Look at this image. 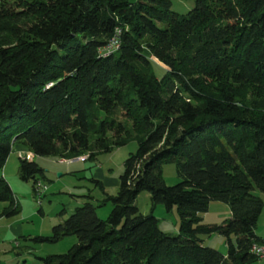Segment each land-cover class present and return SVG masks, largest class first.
<instances>
[{"label": "trees", "instance_id": "16d2710c", "mask_svg": "<svg viewBox=\"0 0 264 264\" xmlns=\"http://www.w3.org/2000/svg\"><path fill=\"white\" fill-rule=\"evenodd\" d=\"M0 0V172L18 144L34 157L94 161L137 136L105 219L85 201L50 236H75L43 264H252L264 205V0ZM120 30V47L100 51ZM108 55V56H107ZM157 73H160L158 76ZM181 182L166 186L162 166ZM18 178L45 180L34 161ZM173 206L177 234L135 201ZM259 192L260 194H256ZM2 214L19 210L0 177ZM211 201L229 206L202 223ZM227 238L226 253L201 235ZM234 235L235 240H231Z\"/></svg>", "mask_w": 264, "mask_h": 264}, {"label": "rangeland", "instance_id": "374dc122", "mask_svg": "<svg viewBox=\"0 0 264 264\" xmlns=\"http://www.w3.org/2000/svg\"><path fill=\"white\" fill-rule=\"evenodd\" d=\"M171 11L180 16L188 13L196 0H169ZM160 76V73H157ZM131 137L125 146L116 148L110 153H99L94 161L58 159L56 157H35L34 161L44 170L45 180L39 182L47 191L39 197L33 188L32 181L22 182L17 175V166L7 169L8 184L13 192L15 202L19 205L16 214H2L8 208L7 201H0V264H43L42 257L65 253L77 243L75 236H64L57 242L38 241L37 236H50L52 227L85 201L97 205V216L105 219L111 210V203L102 202L108 196H115L119 189V178L124 170V162L130 154L135 153L137 136L128 122ZM9 158V157H8ZM8 160V159H7ZM13 160V159H12ZM5 165L0 172V177ZM162 178L166 186L181 182L176 174L175 165L167 163L162 166ZM256 194H260L256 192ZM142 214L153 213L159 220V228L167 233L177 234L179 215L176 207L167 211L162 204L152 208L150 194L141 192L135 201ZM229 206L218 201H211L208 211L201 214L202 223H218L228 216ZM202 244L225 253L224 244L227 238L218 233L201 235ZM235 240L234 235H231ZM258 264V261L252 263Z\"/></svg>", "mask_w": 264, "mask_h": 264}, {"label": "crops", "instance_id": "0c3cea01", "mask_svg": "<svg viewBox=\"0 0 264 264\" xmlns=\"http://www.w3.org/2000/svg\"><path fill=\"white\" fill-rule=\"evenodd\" d=\"M15 154L18 158V162L19 160H23L25 158V156L29 155L31 157V161L35 159V157L33 156L32 153H30L26 148L18 145V144H15L13 147H12V151L9 155V158H7L8 160L6 161L5 163V168L2 172V175L1 177L4 178L7 182H8V177H7V169L8 167L11 165V166H17L16 164V160H14V158H12V155L11 154ZM13 159V160H12ZM79 159H75L74 161H78ZM18 166H19V163H18ZM261 197L263 198L264 200V195H261ZM231 215V211H230V208H229V211H228V216H226L225 219L229 218ZM202 218V217H201ZM65 218H63L62 220H60V222H62ZM224 220V219H223ZM222 220V221H223ZM221 221V222H222ZM59 222V223H60ZM220 223V222H218ZM255 233L256 235L262 240L264 241V205H263V208L261 210V213L258 217V220H257V224H256V228H255ZM232 240V238H231ZM233 241V240H232ZM224 247L225 249L227 250V241L226 243L224 244ZM226 253V252H225ZM224 253V254H225ZM258 264H264V262L258 260Z\"/></svg>", "mask_w": 264, "mask_h": 264}, {"label": "built area", "instance_id": "2783aa9c", "mask_svg": "<svg viewBox=\"0 0 264 264\" xmlns=\"http://www.w3.org/2000/svg\"><path fill=\"white\" fill-rule=\"evenodd\" d=\"M120 34H121L120 30L116 29L113 37L109 40L107 45L100 51V53L109 50L111 47H120V40H119ZM24 159L27 161H31V157L29 155L25 156ZM35 186H40L41 196H43L47 191L46 186L41 184L39 181L35 184ZM251 249H253L254 255L258 258V260L264 262V241L261 243H254L251 246Z\"/></svg>", "mask_w": 264, "mask_h": 264}, {"label": "bare ground", "instance_id": "6f19581e", "mask_svg": "<svg viewBox=\"0 0 264 264\" xmlns=\"http://www.w3.org/2000/svg\"><path fill=\"white\" fill-rule=\"evenodd\" d=\"M119 47H111L107 52L106 51H104V52H106V54H111L112 52H114L115 50H117ZM103 53V52H102ZM101 54V53H100ZM108 56V55H107ZM35 191H36V193H37V195L39 196V197H41V193H40V186H35ZM252 252H253V250H252ZM253 254H254V252H253Z\"/></svg>", "mask_w": 264, "mask_h": 264}]
</instances>
